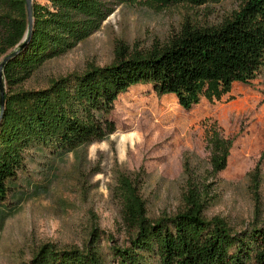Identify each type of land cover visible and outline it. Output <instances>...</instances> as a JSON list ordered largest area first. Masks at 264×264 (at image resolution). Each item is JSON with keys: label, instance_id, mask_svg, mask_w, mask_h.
<instances>
[{"label": "trees", "instance_id": "1", "mask_svg": "<svg viewBox=\"0 0 264 264\" xmlns=\"http://www.w3.org/2000/svg\"><path fill=\"white\" fill-rule=\"evenodd\" d=\"M130 0H33L30 28L26 0H0V64L6 81L5 106L0 105V204L7 201L32 150L52 155L104 139L114 133L111 119L120 94L138 84L158 95L172 94L184 109L203 98L220 100L235 83H249L264 68V0H243L239 9L217 24L189 19L166 43L148 50L116 48L108 65L91 64L84 72L53 79L47 86L25 88L45 62L61 56L98 31L116 5ZM202 5L220 0H155ZM214 173L227 167L233 141L210 137ZM260 184V168L251 174ZM122 218L129 245L111 244L116 264H264V218L235 229L224 218L204 214L205 191L192 186L176 214L152 219L131 180H121ZM258 211V208L257 210ZM95 227L83 247L42 244L27 264H107Z\"/></svg>", "mask_w": 264, "mask_h": 264}, {"label": "rangeland", "instance_id": "2", "mask_svg": "<svg viewBox=\"0 0 264 264\" xmlns=\"http://www.w3.org/2000/svg\"><path fill=\"white\" fill-rule=\"evenodd\" d=\"M242 1H124L98 31L45 62L23 86L45 87L91 64H111L121 45L130 52L164 44L186 19L217 24ZM111 119L116 130L102 140L60 155L31 151L27 170L0 204V264H27L48 242L83 248L95 227L107 264H116L109 246L130 244L120 197L124 178L137 185L152 219L183 209L192 186L205 191L208 218L222 217L238 230L256 214L264 218V68L249 83H235L222 99L203 98L191 109L172 94L158 95L151 85L138 84L119 95ZM217 133L231 138L233 146L227 167L214 173L210 137ZM257 166L259 185L250 175Z\"/></svg>", "mask_w": 264, "mask_h": 264}, {"label": "water", "instance_id": "3", "mask_svg": "<svg viewBox=\"0 0 264 264\" xmlns=\"http://www.w3.org/2000/svg\"><path fill=\"white\" fill-rule=\"evenodd\" d=\"M27 1V8H28V17H29V24L30 28L32 29L33 26V0H26ZM31 38V33L28 34L25 38L23 43L20 45V48L18 50L13 51L12 53L8 54L3 62L0 64V105L3 109L5 106V93H6V85H5V79H4V71H3V65L6 61H8L12 56H14L16 53H18L19 50L23 49L27 43L29 42ZM1 113V112H0Z\"/></svg>", "mask_w": 264, "mask_h": 264}]
</instances>
